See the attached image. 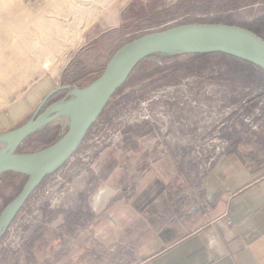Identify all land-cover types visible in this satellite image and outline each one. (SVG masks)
Wrapping results in <instances>:
<instances>
[{
	"label": "rangeland",
	"instance_id": "rangeland-1",
	"mask_svg": "<svg viewBox=\"0 0 264 264\" xmlns=\"http://www.w3.org/2000/svg\"><path fill=\"white\" fill-rule=\"evenodd\" d=\"M74 1L79 0H0V110L45 73L54 74L56 85L89 84L119 46L149 31L188 22L264 23V0H184L170 9L161 0H108L70 43L71 25L61 36L47 18L69 14ZM121 17L125 26L112 27ZM85 30L93 31L87 39ZM46 41L45 53L28 54ZM48 58L53 61L44 66ZM68 91L55 92L42 110ZM36 106L11 128L30 119ZM69 119L46 123L16 151L55 142ZM235 153L253 166L264 159V69L218 52L149 55L133 68L75 153L46 176L4 229L0 254L18 250L25 258V244L59 213H94L110 179L122 185L165 159L178 169L174 196L185 199L220 159ZM26 179L19 172L0 174V213Z\"/></svg>",
	"mask_w": 264,
	"mask_h": 264
},
{
	"label": "crops",
	"instance_id": "crops-1",
	"mask_svg": "<svg viewBox=\"0 0 264 264\" xmlns=\"http://www.w3.org/2000/svg\"><path fill=\"white\" fill-rule=\"evenodd\" d=\"M182 1L160 3L170 9ZM124 24L121 17L112 27ZM62 85L52 72L39 77L0 110V133ZM177 174L161 159L135 180L110 179L94 213H59L25 244V258L13 250L0 254V264H264V159L253 166L236 153L224 156L185 199L174 196Z\"/></svg>",
	"mask_w": 264,
	"mask_h": 264
},
{
	"label": "water",
	"instance_id": "water-1",
	"mask_svg": "<svg viewBox=\"0 0 264 264\" xmlns=\"http://www.w3.org/2000/svg\"><path fill=\"white\" fill-rule=\"evenodd\" d=\"M189 52L224 53L264 69V38L239 24L188 22L149 31L124 42L111 55L102 74L89 85L68 84L51 90L29 120L0 133V144H4L0 149V174L19 172L27 176L20 192L0 213V235L46 176L75 153L89 128L142 59L155 53ZM65 88L69 91L64 97L42 110L54 92ZM61 116L70 119L67 131L58 140L38 150L16 151L31 133Z\"/></svg>",
	"mask_w": 264,
	"mask_h": 264
},
{
	"label": "bare ground",
	"instance_id": "bare-ground-1",
	"mask_svg": "<svg viewBox=\"0 0 264 264\" xmlns=\"http://www.w3.org/2000/svg\"><path fill=\"white\" fill-rule=\"evenodd\" d=\"M108 0H79L74 1L72 5H70V13L67 12L63 15V17L59 18H47V21L49 20L52 24L54 23L58 29V35L64 36V34L67 33L65 30L66 25H71V36H70V43L73 41V39L82 31L87 25H89L95 17L96 11L101 8L99 6L101 4L107 3ZM47 39V37H46ZM47 41L44 42L40 47L36 48H29L28 54H32L35 56L42 55L47 50ZM59 43V42H58ZM63 43V42H62ZM62 45V44H61ZM70 44L66 45V48H68ZM63 47V46H62ZM65 48V47H64ZM63 48V49H64ZM65 48V49H66ZM53 61L52 58H48L44 61V66L49 65Z\"/></svg>",
	"mask_w": 264,
	"mask_h": 264
},
{
	"label": "trees",
	"instance_id": "trees-1",
	"mask_svg": "<svg viewBox=\"0 0 264 264\" xmlns=\"http://www.w3.org/2000/svg\"><path fill=\"white\" fill-rule=\"evenodd\" d=\"M247 27L251 28L252 30L257 32L259 35H261L264 38V35L260 32V30L264 29V23H259V21H258L256 23H253L251 26H247ZM194 53H197V54H206L207 53L208 54V53H216V52H194ZM103 71H104V69H102V71L99 72L97 75L93 76L91 78V81L89 82V84L91 82H93L96 78H98L102 74ZM89 84H87V85H89ZM87 85H85V86H87Z\"/></svg>",
	"mask_w": 264,
	"mask_h": 264
}]
</instances>
